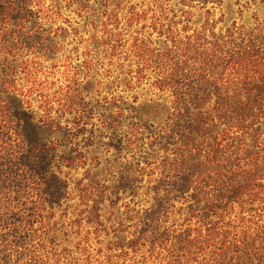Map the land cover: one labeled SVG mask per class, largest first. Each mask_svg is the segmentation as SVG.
<instances>
[{"label":"rangeland","instance_id":"obj_1","mask_svg":"<svg viewBox=\"0 0 264 264\" xmlns=\"http://www.w3.org/2000/svg\"><path fill=\"white\" fill-rule=\"evenodd\" d=\"M29 8L0 27V104L16 98L70 132L47 140L66 187L0 179V264H264V99L189 147L199 170L184 190L172 177L190 151L162 139L180 95L205 115L231 99L232 115L248 109V83L264 78V0ZM5 113L11 158L26 142Z\"/></svg>","mask_w":264,"mask_h":264},{"label":"trees","instance_id":"obj_2","mask_svg":"<svg viewBox=\"0 0 264 264\" xmlns=\"http://www.w3.org/2000/svg\"><path fill=\"white\" fill-rule=\"evenodd\" d=\"M29 7L30 0H0V27L8 25L12 21L18 22L24 19L32 12ZM247 89L248 101L245 106H248V109L240 107L242 111L236 116L232 114L239 106L233 99L227 104L220 103L221 108L218 115H205L201 111H191L190 105L194 103V99L183 98L181 95L177 99L174 106L175 111L171 114L173 124L170 133L162 136V139H166L169 145H180L183 153L190 151L189 156L182 159L176 174L172 177V179H177L176 182L180 190L186 189L190 183H193V179H197L196 175L199 170L198 163L194 161L192 150H189V147L196 144L201 136L208 134L212 136L216 126L222 124L232 126L233 123L243 120L249 111L250 104L254 106L264 99L262 96L264 94V78L249 82ZM0 91H2L1 88ZM8 98L12 97L9 95ZM12 100L14 101L3 99L0 107L6 111L5 114L9 118L15 119L17 128L22 127L20 134L24 136L26 143L18 156H11V158L2 156L0 147V179L4 181L9 179H37L39 176L42 179H56L58 189H64L66 187L65 182L54 174H50L53 160L51 156L53 155H51V148L48 146L47 140L54 133L67 142L70 138V132L58 123L50 122L43 116L38 117L28 106L23 105V101L18 103L16 98ZM144 125L148 127L149 124L144 123ZM125 179L137 178L126 176Z\"/></svg>","mask_w":264,"mask_h":264}]
</instances>
